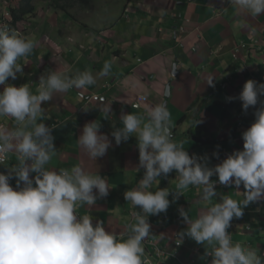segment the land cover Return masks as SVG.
Returning a JSON list of instances; mask_svg holds the SVG:
<instances>
[{
  "label": "crops",
  "instance_id": "1",
  "mask_svg": "<svg viewBox=\"0 0 264 264\" xmlns=\"http://www.w3.org/2000/svg\"><path fill=\"white\" fill-rule=\"evenodd\" d=\"M93 1L0 84V264H264V0Z\"/></svg>",
  "mask_w": 264,
  "mask_h": 264
},
{
  "label": "rangeland",
  "instance_id": "2",
  "mask_svg": "<svg viewBox=\"0 0 264 264\" xmlns=\"http://www.w3.org/2000/svg\"><path fill=\"white\" fill-rule=\"evenodd\" d=\"M99 1L103 0H94L93 3ZM18 2L19 0H0V53H2V57H5L4 55L8 54L11 55L6 61H14L16 59L24 61L25 54L23 55L21 50L24 47H27L26 40L30 37V35L33 37V39L37 38L40 42L44 40L46 35H52L55 37V29L58 30V28L63 25V17L66 15L65 11L55 10L52 8L47 1L34 0L36 13H34L31 18H26L23 22L19 23L15 28L12 29V32L10 33L9 30H6V27H8V21L10 20L9 7L16 6ZM101 3L102 2H99L96 5L99 7ZM79 7L83 6L76 4L74 8L68 10L71 12L70 15H73V18H77V14H79V12L82 10ZM106 9L101 10L102 16L104 15ZM100 17L101 16L98 14V16L93 20H97ZM117 20H119V18ZM52 24H56L58 26L51 27ZM120 25L122 27L124 25V21H122ZM28 29L29 33H27ZM32 37H30L28 40L32 39ZM24 50H26V48ZM41 58L43 60L45 59L44 52L41 53Z\"/></svg>",
  "mask_w": 264,
  "mask_h": 264
},
{
  "label": "clouds",
  "instance_id": "3",
  "mask_svg": "<svg viewBox=\"0 0 264 264\" xmlns=\"http://www.w3.org/2000/svg\"><path fill=\"white\" fill-rule=\"evenodd\" d=\"M78 4H81V3H78ZM67 12L70 15V12L69 11H67ZM67 12H65V13H67ZM6 30L7 31L8 30L10 31L9 27H6ZM241 45H242L243 48L245 47L243 44H241ZM239 48L240 47H237L238 50H239ZM238 50H236V51H238ZM0 61H1V64H0V84H1V83H3V79L4 78H9L10 76H12V73H11V68H10V66L8 64L9 61L3 60L2 58H0ZM10 94L11 95H4V93L1 91V93H0V110L2 108V110H4V112H6V111L8 112V109L7 108L12 109L14 106H16L15 108L18 109V110L19 109H22L23 108L22 107L23 106V102H21V101L20 102H15L14 95L12 93H10ZM2 103H4L3 106H7L6 109L3 108V106L1 105ZM35 108H36V105L33 104V105L30 106V108L28 109L27 112H25V110H23V111H21L19 113H16V117H17L18 121L20 123L25 122L29 118V116L32 114V111ZM245 140H246V142H249L250 143L249 135L248 136H245ZM0 142L7 147L8 152H7V159H6L5 162H8V160H9V148H8L9 142H5V140L4 139H1V138H0ZM254 143L255 144H259L260 141L258 139H256V140H254ZM246 147H248V145H246ZM202 172H205L206 175L205 176L202 175L201 174ZM199 177L202 179L201 180V183L203 185H209V186H212V187H216V186L219 187V186H221V185L224 184V180L223 179H221V180H213L208 175V173L206 171H200L199 172ZM67 191H70V193H68ZM71 192H72L71 189L66 190L65 191V196H67L69 198V201H70L69 210L73 211L74 203H73V200L69 197L71 195ZM148 243L150 245H152V247L154 248V251L156 252V256L159 259V257H161V255H162L161 248L158 247L155 242L148 241ZM175 243H176L175 246H179L180 245L179 241L178 242H175ZM174 254H175V251H173L172 253H169L168 255L171 257V256H174ZM208 254H209V256L211 255V253H208ZM173 259H176V258L174 257ZM210 259H211V256H210ZM153 260L154 259L150 256L149 258L142 260V264H153L154 263ZM212 260H213L212 261V264H221L220 260H218V259H212ZM195 263H196V260L194 258H190L187 261H184V262L181 261L180 262V264H195Z\"/></svg>",
  "mask_w": 264,
  "mask_h": 264
},
{
  "label": "trees",
  "instance_id": "4",
  "mask_svg": "<svg viewBox=\"0 0 264 264\" xmlns=\"http://www.w3.org/2000/svg\"><path fill=\"white\" fill-rule=\"evenodd\" d=\"M54 8L55 10H61L67 12L69 9L74 8L76 4H89L93 0H44ZM36 13V7L34 0H19L16 6L9 7L10 20L8 21V27L10 33L12 29L15 28L19 23L23 22L26 18H31L33 14ZM0 53V58L7 60L10 58V54L4 55ZM1 64V61H0Z\"/></svg>",
  "mask_w": 264,
  "mask_h": 264
},
{
  "label": "built area",
  "instance_id": "5",
  "mask_svg": "<svg viewBox=\"0 0 264 264\" xmlns=\"http://www.w3.org/2000/svg\"><path fill=\"white\" fill-rule=\"evenodd\" d=\"M7 152H8L7 147L0 142V164L4 163L6 161ZM201 174L204 175V176L206 175L205 172H202ZM67 192L70 193V191H67Z\"/></svg>",
  "mask_w": 264,
  "mask_h": 264
},
{
  "label": "water",
  "instance_id": "6",
  "mask_svg": "<svg viewBox=\"0 0 264 264\" xmlns=\"http://www.w3.org/2000/svg\"><path fill=\"white\" fill-rule=\"evenodd\" d=\"M169 85L166 87V93H165V97H167L168 95H169ZM163 107H165V104H164V106ZM163 118V115H162V117H161V119Z\"/></svg>",
  "mask_w": 264,
  "mask_h": 264
}]
</instances>
